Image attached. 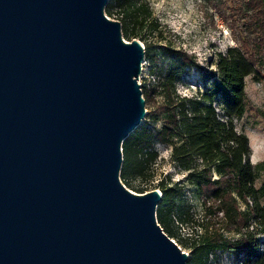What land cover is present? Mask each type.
Here are the masks:
<instances>
[{"label": "water", "instance_id": "obj_1", "mask_svg": "<svg viewBox=\"0 0 264 264\" xmlns=\"http://www.w3.org/2000/svg\"><path fill=\"white\" fill-rule=\"evenodd\" d=\"M109 0H0V264H187L121 179L145 45Z\"/></svg>", "mask_w": 264, "mask_h": 264}, {"label": "trees", "instance_id": "obj_2", "mask_svg": "<svg viewBox=\"0 0 264 264\" xmlns=\"http://www.w3.org/2000/svg\"><path fill=\"white\" fill-rule=\"evenodd\" d=\"M260 1L264 0H245L244 5L261 7ZM136 3L109 0L105 7L108 13L114 5L124 11V22L119 20L129 39L138 36L136 28L143 27L151 14L147 2ZM142 7L143 16L137 14ZM131 14L135 17L129 26ZM246 28L236 35L239 43L219 51L212 60L214 67L202 71L204 86L191 95L178 93L176 84L192 66H200L197 56L185 48L161 44L160 58L154 55L158 66L152 72L158 79L142 82L150 108L122 142L120 177L126 183L130 175H145L151 168L157 143L170 146V159L187 170L186 179L201 200V216L194 217L184 184L169 176L161 179L162 198L156 209L158 222L170 236L177 233L175 221L190 226L191 240H185L192 247L187 264H207L209 255L216 264L222 255L241 264H264V240L256 236L264 234V181L257 184L264 162L250 161L249 137L237 130L234 121L246 110V77L260 78L264 19Z\"/></svg>", "mask_w": 264, "mask_h": 264}, {"label": "rangeland", "instance_id": "obj_3", "mask_svg": "<svg viewBox=\"0 0 264 264\" xmlns=\"http://www.w3.org/2000/svg\"><path fill=\"white\" fill-rule=\"evenodd\" d=\"M151 9L144 26L136 28L138 37L145 45L144 65L140 77L142 82L155 81L158 79L153 70L157 69L158 63L154 55L160 58L161 44H170L173 47H182L193 52L199 61L200 66H192L184 77L177 82L176 91L180 94H194L196 89L204 86L205 80L202 71L213 68L212 60L219 51H223L231 44L239 41L236 35L246 30V26H252L254 20H263L261 11L264 9V1H260L261 7L252 8L244 5L245 0H143ZM142 0H137V6ZM139 10L138 15H145V9ZM105 12L112 18H118L122 22L124 11L114 5L111 12ZM135 14L127 18L128 25H131ZM155 23L157 26L155 27ZM254 32L249 36H254ZM124 36V34H123ZM125 37V36H124ZM132 37V38H133ZM130 40L132 38H127ZM148 55L146 56V54ZM260 78L252 75L246 77V110L235 117L237 130L245 132L249 137L252 152L250 161L253 163L264 162V50L261 61L258 65ZM160 97V96H159ZM147 110L150 105L146 104ZM157 157L151 168L145 175H130L127 183L122 181L131 189L138 191V187L146 190L159 188L161 179L169 176L171 180L184 184L185 195L192 202L191 210L194 217L202 214L200 199L193 194L194 186L186 179L187 170L177 166L170 159L171 147L157 143ZM264 181V163L260 168L257 184ZM161 190V189H160ZM143 192V191H138ZM162 192V191H161ZM264 204V198L262 200ZM174 229L177 233L174 238L179 245L189 253L192 247L186 245L185 240H191L188 234L190 226L180 221H175ZM232 235H236L231 233ZM257 238L264 240V234H257ZM219 264H241L235 262L230 256L222 255ZM217 260L209 255L207 264H216Z\"/></svg>", "mask_w": 264, "mask_h": 264}, {"label": "built area", "instance_id": "obj_4", "mask_svg": "<svg viewBox=\"0 0 264 264\" xmlns=\"http://www.w3.org/2000/svg\"><path fill=\"white\" fill-rule=\"evenodd\" d=\"M143 65H144V61H143ZM139 82H141V87H142V79L141 78H139Z\"/></svg>", "mask_w": 264, "mask_h": 264}]
</instances>
